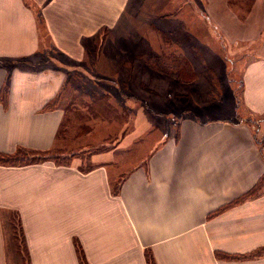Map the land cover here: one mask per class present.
<instances>
[{"label":"crops","instance_id":"1","mask_svg":"<svg viewBox=\"0 0 264 264\" xmlns=\"http://www.w3.org/2000/svg\"><path fill=\"white\" fill-rule=\"evenodd\" d=\"M129 3L0 0L1 155L78 150L59 141L66 109L122 81L123 42L137 41L117 31ZM195 3L237 45L232 63L245 59L225 68L226 87L205 88L222 113L183 117L152 149H122L123 136L110 149L87 145V169L76 156L0 164V264L12 217L28 264H81L78 246L88 264H264V0Z\"/></svg>","mask_w":264,"mask_h":264},{"label":"rangeland","instance_id":"2","mask_svg":"<svg viewBox=\"0 0 264 264\" xmlns=\"http://www.w3.org/2000/svg\"><path fill=\"white\" fill-rule=\"evenodd\" d=\"M196 1L130 0L124 13V25L117 31L128 39L133 35L137 41L123 42L122 56L117 60L118 64L121 61L124 65L122 81L120 76L114 77L115 85L104 84L101 89H92L95 92L85 106L67 107L59 141L61 145L72 142L78 150L61 155V160L70 162L76 156L87 169L89 154L83 152L87 145L92 149H110L123 136L122 149H152L170 132L175 136L177 124L183 117L197 115L204 118L222 113L215 103L218 91H214L213 99L211 90L217 85L226 87L229 79H226L228 73H223L225 68L242 66L245 59L241 57L232 63L230 56L238 50L237 45L229 42L207 13L195 10ZM111 33L112 30H106L103 34ZM216 69H220L218 75ZM237 72V76L235 72L229 74V78L236 100H239L240 71ZM220 77L222 80L218 79ZM116 82L122 84L119 90L115 87ZM206 87L212 88L209 94L205 93ZM82 93L88 95V90L84 89ZM242 108L240 113L244 114ZM142 155H138L139 161ZM133 160L134 155L126 162L131 164ZM6 229L8 264H28L14 217Z\"/></svg>","mask_w":264,"mask_h":264},{"label":"trees","instance_id":"3","mask_svg":"<svg viewBox=\"0 0 264 264\" xmlns=\"http://www.w3.org/2000/svg\"><path fill=\"white\" fill-rule=\"evenodd\" d=\"M56 102V101H55ZM55 102L52 103L48 108H52L55 107ZM54 159L56 160V162L60 163V164H65L68 163L64 160H61L60 157H50L48 155H39V153H34L33 151H28V150H20V152H18V154H14V155H1L0 154V164L3 165H28V164H32V163H37V162H41L43 160L46 159ZM260 186L258 185L257 187H255L252 191H250V193H248V197L254 196L257 191L259 190ZM78 252H79V258H80V262L81 264H88L85 260L84 254L82 252V250L80 249V247L78 246ZM225 258H240V257H232V256H226Z\"/></svg>","mask_w":264,"mask_h":264}]
</instances>
